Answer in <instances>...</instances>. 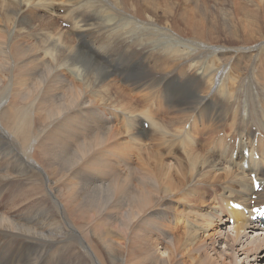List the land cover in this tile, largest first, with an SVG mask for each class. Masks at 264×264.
<instances>
[{
  "label": "bare ground",
  "instance_id": "obj_1",
  "mask_svg": "<svg viewBox=\"0 0 264 264\" xmlns=\"http://www.w3.org/2000/svg\"><path fill=\"white\" fill-rule=\"evenodd\" d=\"M121 2L125 19L95 0H0V264H41L29 241L46 237L31 225L40 200L28 195L35 178L46 192V160L67 163L59 180H89L73 199L111 195L103 215L127 202L121 194L154 190L132 198L154 236H130L128 260L139 257L130 264H186L182 246L192 264L229 253L264 264V224L252 212L264 204V33L236 28L243 14L264 23V0ZM55 4L71 14L53 15ZM121 115L130 145L118 152ZM102 168L111 182L96 180Z\"/></svg>",
  "mask_w": 264,
  "mask_h": 264
},
{
  "label": "rangeland",
  "instance_id": "obj_2",
  "mask_svg": "<svg viewBox=\"0 0 264 264\" xmlns=\"http://www.w3.org/2000/svg\"><path fill=\"white\" fill-rule=\"evenodd\" d=\"M215 1H217L218 3L221 2V0H210V3L208 4H213ZM240 1L245 2V0H240ZM26 4L29 5L30 2L28 1ZM94 5L97 6V8H100L101 13L102 10H104L105 11L104 15L106 16L111 17L113 14H117L122 19L127 18L126 13L122 8L124 7V4L121 2V0H95ZM136 5H143V4L140 1H138ZM57 6H58L57 4L54 5L53 10H51V13L54 15L55 13L54 11H56V13L58 12L60 16H63V14L66 13L65 11L66 9ZM250 6L251 4H248V6L245 8H248ZM62 8L63 10H61ZM70 14L71 11L66 13L67 16H69ZM146 18L149 20L150 18L149 14H146ZM239 18L243 20L240 21L239 19V22L240 23L242 22L241 24L239 22L236 23L237 31H240V33L241 31L242 32L246 31V29L248 30L251 27L252 23L255 25L258 23L260 30L264 33V23L261 22V20L258 17H256L254 14L252 15L243 14L242 17L240 16ZM256 18L257 20L254 21ZM246 19H248L249 21ZM133 20L138 21V18L134 17ZM58 23L62 28L64 27L67 28L71 26L70 23L62 21V19H58ZM241 28H244V31L243 29L241 30ZM251 30L252 29L248 31L252 32ZM263 48L264 46L260 48V52L261 51L263 52L264 50ZM256 60L257 59H255V61ZM247 85H250V83H247ZM253 95H254L253 91H248L245 94L246 97H250ZM153 110L156 111L157 108L153 106ZM122 112L124 111L121 110V113ZM127 113L128 112L126 111L124 112V114ZM114 114L116 113L114 112ZM92 116L93 115H91V117L88 118V120H90L91 123L96 124V126L102 125L94 118V116L93 117ZM122 116L123 115H121L120 118L116 117V121H114V124L117 125L118 127L117 132L122 136L118 135L119 136L118 139L116 138L115 140L110 142V144H112L113 146L114 143L117 145L118 142L120 141L123 143V144H118L117 146L115 145V151L118 152L121 151L120 149H122L123 145L126 147L130 145V140L127 137L129 133V125L127 124L126 119ZM143 121L145 122V120L143 119L140 123L142 124ZM143 125L145 129H147L146 128L147 123H144ZM119 145L122 146L119 148ZM146 147L150 150L154 149L153 145L147 144ZM208 150L209 152H211V147L208 148ZM146 151L147 150H144L145 158H147ZM176 154L177 155L181 154V151L180 153L178 152ZM256 156L255 158L257 159ZM109 160L111 159H108V161ZM153 164L155 163L153 162ZM66 166L67 163L57 167L56 164H51L46 160V184L44 185L46 192L44 190V187L41 186L39 184V181L35 178V183L33 185L34 188L33 192L32 194L30 192L28 195V198L32 195V197L30 198L31 203H33L35 200H40V205H38L37 210L32 212L34 219L32 220L31 225L34 228L36 227L38 228L37 232L40 236H46L43 237L42 242H39L36 237L31 238L29 240L32 244L35 245L33 248V258L38 257L39 258L38 263L41 264H130V260L131 263L138 260L139 257L128 260L126 248L129 243L130 236L131 238L133 236H136L138 238L153 237L154 231L153 228L150 227V222L152 221L153 218L149 217L147 220H141L142 213L137 208V202L135 199H139L143 196H146L147 192L154 190L153 189L144 190L140 192L138 195H137V191H132L131 194L130 193L121 194L126 198L127 202L123 204L121 207H116V208H115L116 205L114 204L112 207H110L107 210V212L111 211V213L103 215L105 208H107L109 205L108 198L111 195L105 196L106 193L104 192V190H98L100 192L101 197H97L92 200L73 199L74 194L78 190H82L88 186L87 183L89 180L83 178L79 174H75L67 179L59 180V177L64 172ZM120 169H122L121 166ZM101 171L104 173H100L97 171L95 172L94 175L96 180L99 182L103 181L105 183L108 181L111 182L112 176H110L109 173L106 172L107 170H104L102 168ZM251 173L252 172H250L249 175H251ZM185 180H188V178L185 177ZM175 182L177 185H180L181 183L179 179H175ZM165 183H166L165 181L162 182V187ZM125 185L126 183L123 181L121 187L123 188L125 187ZM44 195H46L45 199H44ZM112 196L114 197L115 195ZM24 197L27 198L26 195ZM208 202H209V196H208ZM24 203H25L24 199L21 200L18 207L17 205L12 207L8 205L9 203L6 204L4 203V209L7 211L8 208H12L13 209L12 211H14L19 207H21L22 206L21 204ZM73 206H76L77 208L76 212H71V211L69 212V210L67 211V208H71ZM152 206L153 203L149 207ZM130 210L134 211L132 215H129ZM232 220L233 219H230L228 217L229 226L233 225V223H231ZM170 225L173 227L174 223ZM173 235H174L173 238L175 237L177 241L182 240L181 232L173 233ZM173 238H172V247H173ZM39 243H42L43 246L39 247ZM185 248L186 247L182 246V249H179L178 256L181 257V260L184 263L192 264L191 258L186 257L184 254ZM91 251H94L96 257H94ZM212 264H243V263L238 262L237 257L233 253H229L228 255L222 256L220 259L213 261Z\"/></svg>",
  "mask_w": 264,
  "mask_h": 264
}]
</instances>
